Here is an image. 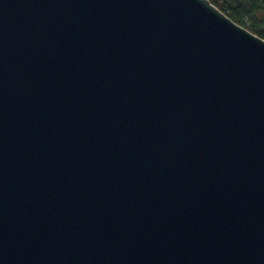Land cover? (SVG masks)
<instances>
[{
  "label": "water",
  "instance_id": "1",
  "mask_svg": "<svg viewBox=\"0 0 264 264\" xmlns=\"http://www.w3.org/2000/svg\"><path fill=\"white\" fill-rule=\"evenodd\" d=\"M0 264H264V39L209 0H0Z\"/></svg>",
  "mask_w": 264,
  "mask_h": 264
},
{
  "label": "trees",
  "instance_id": "2",
  "mask_svg": "<svg viewBox=\"0 0 264 264\" xmlns=\"http://www.w3.org/2000/svg\"><path fill=\"white\" fill-rule=\"evenodd\" d=\"M233 22L264 39V0H209Z\"/></svg>",
  "mask_w": 264,
  "mask_h": 264
}]
</instances>
